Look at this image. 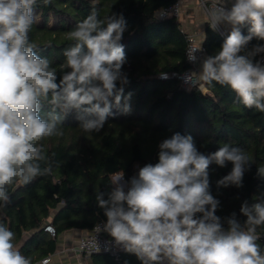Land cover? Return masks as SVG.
<instances>
[{"label": "clouds", "instance_id": "obj_1", "mask_svg": "<svg viewBox=\"0 0 264 264\" xmlns=\"http://www.w3.org/2000/svg\"><path fill=\"white\" fill-rule=\"evenodd\" d=\"M41 3L48 6L52 0ZM36 6L37 0H0V210L11 202L12 186L52 172L43 142L63 137L69 113H76L83 132L100 133L115 115L114 107L124 114L131 111L132 93L125 95L130 81L123 71V13L100 18L93 9L78 21L66 33L74 43L64 49L57 68L38 55L30 39ZM204 12L213 32L227 34L219 50L202 60L199 72L186 75V82L226 86L244 107L264 113V0H211ZM253 39L257 43L249 47ZM197 50H190V61L196 60ZM44 105L50 110L42 115ZM158 149V162L139 167L127 181L124 173L116 174L107 199L97 193L106 220L94 226L95 232L107 233L114 246L135 255L140 264H264L257 243V230L264 227V191L256 202L241 203L243 222L236 212L217 215L221 201L210 191V165L231 163L217 188L239 189L254 164L252 156L230 143L205 154L190 134L179 132ZM256 174L264 178V166ZM14 240L15 233L0 223V264H33ZM39 264H52V258Z\"/></svg>", "mask_w": 264, "mask_h": 264}, {"label": "trees", "instance_id": "obj_2", "mask_svg": "<svg viewBox=\"0 0 264 264\" xmlns=\"http://www.w3.org/2000/svg\"><path fill=\"white\" fill-rule=\"evenodd\" d=\"M175 0H52L44 6L37 0V22L30 39L39 47L38 55L48 57L53 67L64 61L63 51L74 42L66 33L83 20L93 9L100 18L111 13H123L127 30L121 43L127 56L123 71L131 92V111L122 113L113 108L100 133H85L79 128L75 112L66 116L63 137L46 139L52 172L38 176L24 186L9 189L10 203L0 210V223L15 233L14 243L33 264L56 251V236L70 227L93 228L106 220L103 209L97 206L96 195L104 199L113 190L116 173L126 180L147 163L158 162V144L174 133L191 135L197 148L211 153L230 143L246 150L254 164L244 175L243 187L217 188V181L230 172L232 165L220 168L210 165V191L221 201L217 215L240 214L241 203L256 202L264 191V178L257 168L264 166V113L244 107L235 93L226 86L199 81L193 88L183 87L176 77L161 74L181 72L189 67L186 58L187 39L176 17L160 19L157 11ZM206 56L214 55L225 39L213 32L206 22L204 30ZM247 35V29H243ZM257 43L255 39L250 42ZM50 110L42 108V115ZM47 166L42 164V167ZM55 211V213H54ZM56 230L52 236L45 226ZM257 241L264 251V227L259 228ZM92 264H140L135 255L124 251L119 259L96 252L89 255Z\"/></svg>", "mask_w": 264, "mask_h": 264}, {"label": "built area", "instance_id": "obj_3", "mask_svg": "<svg viewBox=\"0 0 264 264\" xmlns=\"http://www.w3.org/2000/svg\"><path fill=\"white\" fill-rule=\"evenodd\" d=\"M197 3L202 8L204 12V6H210L211 0H197ZM170 13V15H164L161 16L162 13ZM186 12V8L184 6V0H175V2L171 5L161 7L157 11V17L160 19L168 18V17H176L177 19H180V17ZM205 14V12H204ZM206 16V14H205ZM207 18V16H206ZM208 19V18H207ZM181 30L186 34L187 39V48H186V58L189 62V67H187L185 70L178 72L173 71L170 73H163L161 74V77L163 78H169V77H176L179 79L181 85L187 89L193 88L189 83L186 82V75L190 74L192 72H199V63L203 60V58L206 56V46L204 45V30L199 29H186L185 26L181 23L180 26ZM221 34V33H220ZM225 34V33H224ZM222 34V35H224ZM191 49H200L197 50L194 53V56L196 57L195 61H190L188 59V55ZM199 82L195 85L197 86ZM194 86V87H195ZM118 174V173H116ZM116 174H114L113 178L115 179ZM125 181H127L124 178ZM105 220H99L96 224L102 223ZM45 230H47L52 236L56 235V230L53 225L47 224L45 226ZM99 248V250H98ZM71 252H74L75 254L79 256H89L96 252H104L109 254L115 259H119L124 252L122 249L114 246V243L111 241V238L108 236L107 233L100 232L96 233L94 230V227L92 230L83 235L77 244L71 247ZM50 257V256H48ZM46 258V257H45ZM44 259V258H43Z\"/></svg>", "mask_w": 264, "mask_h": 264}, {"label": "crops", "instance_id": "obj_4", "mask_svg": "<svg viewBox=\"0 0 264 264\" xmlns=\"http://www.w3.org/2000/svg\"><path fill=\"white\" fill-rule=\"evenodd\" d=\"M184 6L186 8L185 18L183 17L184 19H181V22L183 21V26L185 25V28L190 30H204L207 18L202 8L197 3V0H184ZM201 62L199 63V70ZM91 230V228L85 227H70L57 234L56 251L51 254L52 264H92L89 256H79L71 252V247L77 244L79 239ZM126 255L130 254L126 253Z\"/></svg>", "mask_w": 264, "mask_h": 264}, {"label": "rangeland", "instance_id": "obj_5", "mask_svg": "<svg viewBox=\"0 0 264 264\" xmlns=\"http://www.w3.org/2000/svg\"><path fill=\"white\" fill-rule=\"evenodd\" d=\"M185 13L180 17V21H181V19H184L185 17ZM184 17V18H183ZM182 24H183V21L181 22ZM185 26V25H184Z\"/></svg>", "mask_w": 264, "mask_h": 264}, {"label": "water", "instance_id": "obj_6", "mask_svg": "<svg viewBox=\"0 0 264 264\" xmlns=\"http://www.w3.org/2000/svg\"><path fill=\"white\" fill-rule=\"evenodd\" d=\"M104 253V252H103ZM107 254V253H106Z\"/></svg>", "mask_w": 264, "mask_h": 264}]
</instances>
